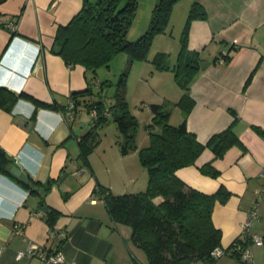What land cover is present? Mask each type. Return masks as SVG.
I'll return each mask as SVG.
<instances>
[{
    "label": "crops",
    "instance_id": "obj_1",
    "mask_svg": "<svg viewBox=\"0 0 264 264\" xmlns=\"http://www.w3.org/2000/svg\"><path fill=\"white\" fill-rule=\"evenodd\" d=\"M193 1H176L171 14L177 8L187 13ZM197 1L206 15L190 22L187 49L198 51L207 64L190 82L195 102L187 129L205 143L235 120L234 129L246 149L233 145L215 158L212 150L205 148L194 164L178 168L176 174L204 192H213L220 185L231 192L228 200L216 202L212 211V221L221 230V247L227 248L236 238L243 239L242 224L257 201L258 216L250 230L264 237V196L256 194L264 185V135L252 127L264 128V0ZM82 2H0V87L18 95L9 110L0 106V147L13 159L12 165L18 164L32 180L40 182L30 191L12 175L0 172V264H43L38 253L26 252L31 242L46 254L60 249L63 264H147L145 252L132 243L131 228L112 221L103 200L94 193L98 183L114 194L132 191L127 186L136 180L132 169L137 151L120 154L116 145L119 133L108 129L109 133L106 130L105 135H99L86 161L78 138L92 121L74 133L86 122V117L79 115L83 106L73 117L32 101L67 104L73 91L98 85L99 79L86 75L82 64L66 63L55 42L58 26L68 23ZM11 21L18 23L14 33L7 26ZM224 52L229 58L221 61ZM155 72L171 74V70ZM179 117L181 120L182 115ZM107 134L110 139L104 141ZM137 134L136 143L142 147L144 140L138 142ZM208 161L219 170L217 177L199 171ZM117 162L122 176L130 178L129 183L124 181L127 188L106 175ZM48 180L51 183L45 190L42 184ZM160 200V196L154 198ZM45 206L60 212L53 227L44 218ZM17 227L23 232L17 233ZM61 231L65 238L60 237ZM248 245L255 264H264V243L249 240ZM19 251L25 252L21 258L16 257ZM213 264H237V257L222 255Z\"/></svg>",
    "mask_w": 264,
    "mask_h": 264
},
{
    "label": "trees",
    "instance_id": "obj_2",
    "mask_svg": "<svg viewBox=\"0 0 264 264\" xmlns=\"http://www.w3.org/2000/svg\"><path fill=\"white\" fill-rule=\"evenodd\" d=\"M176 1L155 0L146 30L137 39L128 40V29L136 14V0H83L80 10L70 21L57 28L55 42L59 44L58 54L70 65L79 63L86 70L93 71L100 65L108 66L109 59L118 51L128 54V66L134 60H145L156 34L165 32ZM205 15L202 4L194 0L181 32V47L176 60L171 63L169 54L163 51L157 52L151 59L157 70L174 71L175 80L183 93L172 103L180 108L182 118L178 124H171L170 110L164 103L149 104L152 117L146 125L149 142L145 146L138 147L136 143L138 120L130 112L126 99L127 70L119 77L109 104L104 99L105 87L111 84L107 79L99 80L97 89L91 84L83 90L73 91L70 99L74 106L70 114L68 103L45 104L31 97L36 106L58 109L73 117L80 105L89 113L95 111V115H91V125L78 138L85 160L99 141V128L111 120L119 132L116 145L120 154L137 151L139 161L148 174L144 190L114 194L98 183L94 193L103 200L112 221L131 228L132 243L145 252L147 264H213L216 261L211 252L221 246V230L212 221V211L216 202H226L231 192L224 185L213 192L201 191L184 182L176 170L194 164L205 148H210L215 158L222 157L233 145L246 149L234 129L235 120L212 134L205 143L187 129V117L195 102L190 95V82L197 71L207 64L198 51H188V29L193 19L204 18ZM224 53V60H228V52ZM92 75L97 78L96 74ZM17 96L0 87V106L9 110ZM106 111L108 114H105ZM252 127L264 135V128ZM12 163L13 159L0 147V172L12 175L25 188L34 191L40 182L29 176V182L21 181L10 172ZM199 171L210 177H217L220 173L212 161L202 164ZM50 183L48 180L42 187L47 190ZM157 196L161 197L159 202L154 201ZM43 215L53 227L60 212L47 207ZM239 242L247 245L249 239H240Z\"/></svg>",
    "mask_w": 264,
    "mask_h": 264
},
{
    "label": "rangeland",
    "instance_id": "obj_3",
    "mask_svg": "<svg viewBox=\"0 0 264 264\" xmlns=\"http://www.w3.org/2000/svg\"><path fill=\"white\" fill-rule=\"evenodd\" d=\"M136 1V14L131 26L128 29V40L137 39L146 30L149 23L151 10L155 2V0ZM187 15L188 12L185 13V11H183L182 13V10L179 8H177L173 15L171 14L167 27L165 28V32L156 34L158 36H156V38H154L152 41L148 50L147 59L134 60L128 66V54L125 51H118L109 59L108 66L100 65L95 71L90 69L86 71V75L96 74L99 80L107 79L109 81L108 84L111 83L110 85H107L104 90V93L106 94L104 97L105 102L106 104H109L111 101L110 95L114 92L119 77L121 76L122 72L127 70L125 76L126 99L128 101L130 112L134 114L138 120V142L142 141L143 139L144 146L149 142V134L146 127V125L151 121V111L149 109V104L164 103V105L170 110L171 116L169 117V122L174 125L180 122L179 115H182L180 114L181 110L177 105L172 103L175 100L177 101L181 95L179 85L177 82H174L175 73L173 70H171V74L165 72H162V74H159L160 72H155L156 74H153L154 71L158 70L151 59L157 53V50H163V48H166L165 52L169 54L170 62L172 60H176L181 47L180 36ZM97 88L98 86H96L94 89ZM174 91L175 93H173ZM79 115L85 116V121L92 120L91 114L83 107ZM108 129L111 132L115 131V135L119 133L113 120L99 128L98 132L101 136H103L105 135L104 132ZM115 135L111 140H114ZM107 139H110L109 134H107V138H105L104 141H107ZM96 157H99V155ZM134 159L135 167L132 169V174L136 180L134 182H130L129 186H127L124 181L129 183L130 178L126 179V177L122 176V171L119 170L120 168L118 162L115 169H113L110 173H103V175H108L115 182L125 186L124 188L129 187V190L132 191H127V193L137 192V190H144L148 184L147 170L141 165L138 154L134 156ZM97 160H101L100 157ZM111 166H113V163Z\"/></svg>",
    "mask_w": 264,
    "mask_h": 264
},
{
    "label": "built area",
    "instance_id": "obj_4",
    "mask_svg": "<svg viewBox=\"0 0 264 264\" xmlns=\"http://www.w3.org/2000/svg\"><path fill=\"white\" fill-rule=\"evenodd\" d=\"M7 26L10 30L16 31L18 23L16 21H11V22L7 23ZM220 60L224 61V56L221 55ZM73 106H74V102L71 99H69L68 100V109H69L68 112H69V114H70V109ZM90 114L94 116L95 111L92 110ZM105 114H108V111H106ZM16 160H18V156H17ZM256 194L259 197L264 196V185H262L257 190ZM258 204H259L258 201L255 202V204L252 207V209L250 210L247 218L244 220V222L242 224L241 235H242L243 239L248 238L251 242L260 245V244L264 243V237H262L259 234L253 233L250 230L252 221L255 218H257V216H258V214H257ZM16 232L22 233L23 232L22 228L17 227ZM59 235L61 238L66 237V233L64 231L59 232ZM239 241H240V238H238L237 240H234L229 248H223L221 246L215 247L211 252L212 256L214 258H219L220 256H222L224 254H232V255H235L237 257V264H239L241 262H248L250 264H255L251 250H250V246L248 244L243 245V243L239 242ZM25 250H26V252L31 253V254L38 253L43 260V264H63L65 261L64 255L60 249H57L54 252H49L46 254L43 251L38 252L39 245L31 242L27 245ZM24 253H25L24 251H19L17 253L16 257L21 258L24 255Z\"/></svg>",
    "mask_w": 264,
    "mask_h": 264
},
{
    "label": "water",
    "instance_id": "obj_5",
    "mask_svg": "<svg viewBox=\"0 0 264 264\" xmlns=\"http://www.w3.org/2000/svg\"><path fill=\"white\" fill-rule=\"evenodd\" d=\"M1 1L2 0H0V2ZM84 125H88V122L87 121L86 122H83L79 128L75 129L74 133H78L79 130L82 127H84ZM10 172L14 176L18 177L21 181H23V182H29L28 174L18 164H13L11 166V168H10ZM42 209H43V211H46L47 210V207L46 206L45 207H42Z\"/></svg>",
    "mask_w": 264,
    "mask_h": 264
}]
</instances>
